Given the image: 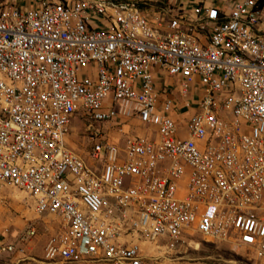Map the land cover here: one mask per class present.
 Returning <instances> with one entry per match:
<instances>
[{"label":"built area","instance_id":"obj_1","mask_svg":"<svg viewBox=\"0 0 264 264\" xmlns=\"http://www.w3.org/2000/svg\"><path fill=\"white\" fill-rule=\"evenodd\" d=\"M5 185L56 218L43 264L264 263V0H0V213Z\"/></svg>","mask_w":264,"mask_h":264},{"label":"rangeland","instance_id":"obj_2","mask_svg":"<svg viewBox=\"0 0 264 264\" xmlns=\"http://www.w3.org/2000/svg\"><path fill=\"white\" fill-rule=\"evenodd\" d=\"M169 80L168 76L159 75V81ZM66 141L79 151H84L88 144V138L84 132V126L77 119L73 120ZM135 123V122H133ZM123 131L129 133H141L144 130L137 128L132 123L125 124ZM145 132V131H144ZM111 133L120 135L116 129ZM123 136V135H122ZM2 195L7 197L8 203L0 213V225L5 236L15 239L18 243L12 252L0 253V264H43L38 260L44 253V245L49 234L56 228V218L51 215H38L34 205L25 192L10 185L3 186ZM29 224H34L36 233L21 239L20 235ZM197 241L187 242L178 246L177 249L164 253L161 247L159 260L163 264H264L253 256L245 248L224 242L211 241L202 238ZM144 249L148 247L146 242L141 243ZM158 254L156 250H148Z\"/></svg>","mask_w":264,"mask_h":264},{"label":"bare ground","instance_id":"obj_3","mask_svg":"<svg viewBox=\"0 0 264 264\" xmlns=\"http://www.w3.org/2000/svg\"><path fill=\"white\" fill-rule=\"evenodd\" d=\"M147 243V242H146Z\"/></svg>","mask_w":264,"mask_h":264}]
</instances>
